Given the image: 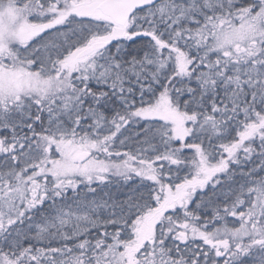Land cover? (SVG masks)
I'll list each match as a JSON object with an SVG mask.
<instances>
[{
  "label": "snow or ice",
  "instance_id": "obj_1",
  "mask_svg": "<svg viewBox=\"0 0 264 264\" xmlns=\"http://www.w3.org/2000/svg\"><path fill=\"white\" fill-rule=\"evenodd\" d=\"M0 264H264V0H0Z\"/></svg>",
  "mask_w": 264,
  "mask_h": 264
}]
</instances>
